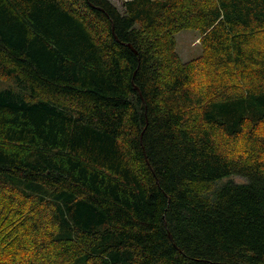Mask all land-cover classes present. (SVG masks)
<instances>
[{"label":"trees","instance_id":"trees-1","mask_svg":"<svg viewBox=\"0 0 264 264\" xmlns=\"http://www.w3.org/2000/svg\"><path fill=\"white\" fill-rule=\"evenodd\" d=\"M122 3L0 0V264H264V0Z\"/></svg>","mask_w":264,"mask_h":264},{"label":"rangeland","instance_id":"rangeland-1","mask_svg":"<svg viewBox=\"0 0 264 264\" xmlns=\"http://www.w3.org/2000/svg\"><path fill=\"white\" fill-rule=\"evenodd\" d=\"M113 2L122 9V0H113ZM176 41V49L184 61L203 56L204 48L201 44V34L198 30L194 28H184L176 34ZM12 84L13 82L10 79H4L2 82L3 86H11ZM261 136H264V131L261 132ZM238 149L242 151L241 145L238 146ZM232 179L237 182L243 181V178L240 176H233Z\"/></svg>","mask_w":264,"mask_h":264}]
</instances>
